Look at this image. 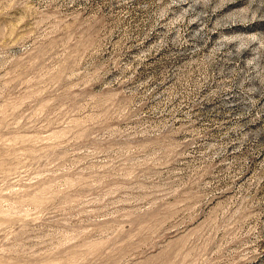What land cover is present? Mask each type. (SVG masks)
Here are the masks:
<instances>
[{
	"label": "rangeland",
	"instance_id": "rangeland-1",
	"mask_svg": "<svg viewBox=\"0 0 264 264\" xmlns=\"http://www.w3.org/2000/svg\"><path fill=\"white\" fill-rule=\"evenodd\" d=\"M0 264H264V0H0Z\"/></svg>",
	"mask_w": 264,
	"mask_h": 264
}]
</instances>
